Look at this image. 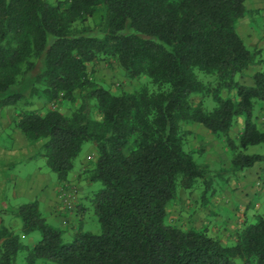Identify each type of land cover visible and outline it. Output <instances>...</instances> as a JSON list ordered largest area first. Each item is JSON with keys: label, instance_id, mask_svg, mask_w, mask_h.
Returning <instances> with one entry per match:
<instances>
[{"label": "trees", "instance_id": "16d2710c", "mask_svg": "<svg viewBox=\"0 0 264 264\" xmlns=\"http://www.w3.org/2000/svg\"><path fill=\"white\" fill-rule=\"evenodd\" d=\"M247 14L246 0H0V109L19 107L15 127L30 145L44 142L41 154L60 183L69 182L92 144L97 155L86 180L102 186L81 204L84 215L94 209L99 235L80 232L66 243L39 203H28L17 211L21 233L38 232L42 240L31 248L2 222L0 264H264V215L246 221L233 246L168 222L181 189L202 182L208 204L215 179L228 183L264 162V155L245 153L264 144L255 122L264 71L253 86L239 81L263 62L238 33ZM100 63L130 80L147 76L157 90L99 86L89 69ZM211 97L213 110L205 105ZM35 99L78 106L69 115L42 114ZM90 107L100 119L89 116ZM242 117L236 141L229 133ZM195 124L225 140L229 168L214 171L187 150L186 127Z\"/></svg>", "mask_w": 264, "mask_h": 264}, {"label": "rangeland", "instance_id": "374dc122", "mask_svg": "<svg viewBox=\"0 0 264 264\" xmlns=\"http://www.w3.org/2000/svg\"><path fill=\"white\" fill-rule=\"evenodd\" d=\"M247 23H249V20L245 19L243 25ZM245 29L246 31L244 29L242 31L243 37L238 30L239 35L252 53L259 51L258 53L260 54L257 53L256 55H258L259 61H263L258 66L250 67L239 78L241 83L249 86V84H254V75L260 70L264 71V18H252L251 24L247 25ZM89 71L93 80L99 86L109 88L114 93L123 91L136 92L145 86L151 90H157V87L149 77L143 76L139 80H130L116 65H108L106 63L90 65ZM200 77L205 82L211 81L210 78L201 74ZM228 95L227 92L224 93V97ZM34 101L35 106L33 109L39 110L42 114L49 109L59 110L69 115L73 108L78 106L77 103L66 100H60L55 103H48L43 99H35ZM199 101V97L193 98L195 105ZM205 105L209 110H213L217 106L212 97L206 99ZM18 110L19 107L14 106L0 109V202L3 204L0 206V219L6 218L5 225H7V228L17 234H21L20 225L22 224L17 217V211L20 207L36 201L39 203L37 197H42L44 200L46 193L55 195L60 199L61 188L68 183L71 187H78L79 196L84 203V197L88 194L90 195L93 191H98L102 186L100 183L90 186L86 180L85 170L89 166H93L97 155V151L92 144H86L80 156L75 160V169L71 173L70 181L60 183L57 174L49 168L46 158L41 154L44 142L30 145L25 136L15 127L14 121L18 118ZM88 114L94 119L101 118L100 113L94 107H90ZM255 115L257 117L255 122L258 128L264 131V103L258 105ZM244 128L245 118L242 117L239 122L237 120V124L231 130L229 136L233 140L238 141ZM186 131L190 132L187 150L194 155L195 160L199 164L209 165L214 171L230 167L233 152L228 148L225 140L216 139L206 128L197 124L187 126ZM245 153L249 155H264V144L251 146ZM255 167L256 170H259V173L252 181L254 190L258 189V195L254 200L249 201L245 205H241L236 200L238 194H244L245 187L242 186V179L244 178L243 173L248 171V169L237 173L234 177H230V185L215 179L216 194L210 199L208 204H204L201 199L204 191L202 182H199L193 191L181 189L179 199L171 204L168 209V222L185 229L194 228L199 231H206L209 235L218 238L224 245L233 246L236 241V234L243 224L246 221H254L258 215H264V162L256 164ZM31 183H35L38 186L36 189L32 188L31 191H28ZM256 183L257 186L255 185ZM226 188L233 191V195H230L232 197L225 194L227 192ZM37 189L38 194L35 191ZM78 202L76 206H79ZM231 203L235 204V209L230 207ZM52 205L48 204L47 207L49 208ZM75 209L74 212L69 213L74 219L71 224V231L62 230L64 241L71 243L80 232H91L99 235L101 227L94 209L91 207L90 212H86L84 217L80 216L79 219L74 217L78 213V207ZM40 211L44 218L50 220V215L44 207H40ZM82 218L83 222L81 224ZM51 221L52 223L47 221L50 226L61 229L59 227V218H52ZM21 240L25 245L33 248L42 240V234L37 232L28 238L26 235L21 234ZM23 257L24 255H21L19 259L22 260ZM237 263L242 264L240 260Z\"/></svg>", "mask_w": 264, "mask_h": 264}, {"label": "crops", "instance_id": "0c3cea01", "mask_svg": "<svg viewBox=\"0 0 264 264\" xmlns=\"http://www.w3.org/2000/svg\"><path fill=\"white\" fill-rule=\"evenodd\" d=\"M246 8L248 10V14H247V16L244 19L240 20L239 25H238V30L240 31L242 37H243V33H242L243 29L246 31L245 27L247 25L249 26L251 24V19L252 18L253 19L255 17L264 18V0H246ZM245 19H248L249 23H247L246 25H243ZM240 24H241V27H240ZM260 71H262V70H260ZM253 85L254 84H249V86H253ZM240 119L241 118L238 119V122H239ZM254 167L252 169H249L248 171L243 173L244 178L242 179L243 180V185L242 186L245 187V191H244V194H238L239 196L237 195V199H236L237 202H239L241 205H245L249 201L254 200L256 198V196L258 195L257 194L258 193V189L254 190V185H253L252 181H254V178L259 173V170H256L255 168H260V167H255V168ZM228 184L230 185V182H228ZM255 185L257 186V183ZM37 186H38L37 184L31 183L30 186L28 187V191H31L32 188L36 189ZM58 186H59V182H58ZM35 191L38 194V189L35 190ZM226 191H225L226 192L225 194H228L229 196L233 195V193H232L233 191H231V189L228 188ZM230 197H232V196H230ZM37 198H38V201L40 203V207H44L46 209V212L50 215V220H47L45 218L47 221H50L52 223V221H51L52 218H55V219L59 218L60 219V221H59L60 226L59 225L58 226L61 228L60 230L61 231L62 230L63 231H67V230L71 231V227H72L71 224H72V222H74V219H72L73 217L71 215H69L68 211L66 210V208L64 206V203L61 202V199L57 198L55 195H52L50 193H46L45 194L44 200L42 199V197H37ZM78 203H79L78 213H76L74 215V217H78L77 219H79L80 216L84 217V213L82 211L83 207H81L82 206L81 204H83L82 198H79V202ZM48 204H53V205L48 208L47 207ZM2 205L3 204H1V202H0V206H2ZM230 207L233 208V209L236 208L234 203H231ZM2 222L5 223L6 222V218L0 219V224ZM82 222H83V218L81 220V224H82ZM21 228H22V225H20V229ZM35 234L36 233L30 234V235H26V236L28 238L29 236H33Z\"/></svg>", "mask_w": 264, "mask_h": 264}, {"label": "built area", "instance_id": "2783aa9c", "mask_svg": "<svg viewBox=\"0 0 264 264\" xmlns=\"http://www.w3.org/2000/svg\"><path fill=\"white\" fill-rule=\"evenodd\" d=\"M79 196V189L78 187L70 186L68 184L64 185L60 191V199L64 203V206L68 213L74 212V209L77 207ZM76 211V209H75Z\"/></svg>", "mask_w": 264, "mask_h": 264}]
</instances>
